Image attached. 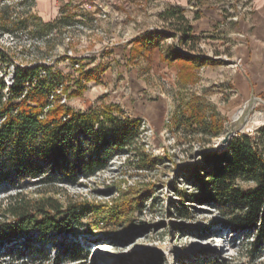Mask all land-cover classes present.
Wrapping results in <instances>:
<instances>
[{
  "label": "rangeland",
  "instance_id": "374dc122",
  "mask_svg": "<svg viewBox=\"0 0 264 264\" xmlns=\"http://www.w3.org/2000/svg\"><path fill=\"white\" fill-rule=\"evenodd\" d=\"M238 4L239 0H0V47L12 57L8 67L0 64L6 83L12 84L17 65H54L84 87L78 97L63 95L62 103L78 112L118 106L121 117L141 122L139 146L158 159L155 168L141 169L124 152L113 155L103 170L80 174L75 184L63 181L42 188L39 181L29 180L16 189L1 187L0 200L23 190L31 198L46 195L87 204L91 212L125 201L133 206L126 207L130 222L122 219L95 233L89 225L100 217L91 213L76 237L36 236L17 245L10 257L3 250L0 264H54L56 251L78 246L82 259L66 258L61 264H264V245H253L256 233L232 229L221 209L199 201L195 174L185 169L198 162L199 153L216 147L252 99L236 85L234 49L243 37L239 24L246 19L233 20L239 15ZM171 7L183 10L193 26L195 39L184 51L218 63L183 71L163 59L164 47L174 38L161 37L153 50L136 43L146 31L174 30L161 17ZM52 22V28L44 25ZM185 73L189 78H182ZM259 92H254L258 101L248 133L264 125ZM194 95L215 106L224 123L223 136L212 144L176 130L180 106ZM241 185L245 190L254 186Z\"/></svg>",
  "mask_w": 264,
  "mask_h": 264
},
{
  "label": "trees",
  "instance_id": "16d2710c",
  "mask_svg": "<svg viewBox=\"0 0 264 264\" xmlns=\"http://www.w3.org/2000/svg\"><path fill=\"white\" fill-rule=\"evenodd\" d=\"M161 17L174 30L146 31L136 43L153 50L160 46L161 37L174 38L175 42L164 47L163 59L177 63L183 71L218 63L201 53L184 51L195 35L183 10L171 7ZM44 25L52 28L54 23ZM11 63L10 53L0 47V64L8 67ZM182 78L189 75L185 73ZM83 90L80 80L65 77L47 63L17 65L11 85L0 76V188L9 185L16 189L29 180L39 181L42 188L63 181L75 184L80 174L103 170L113 155L124 152H129L141 169L156 167L158 159L139 146L141 122L121 117L123 110L118 106L78 112L62 103L63 95L78 97ZM261 97L264 99V93ZM219 116L215 106L194 95L180 106L176 130L212 144L224 134ZM185 169L195 174L199 201L221 209L232 229L254 231L253 245H264V125L254 133L234 137L223 151H202L198 162ZM242 183L254 186L245 190ZM88 206L46 195L31 198L23 190L9 195L0 200V253L4 250L10 257L17 245L36 236L76 237L84 226L83 219L91 213L98 214L100 220L89 229L104 232L107 225L122 219L130 222L126 207L133 205L126 201L100 205L92 212ZM66 258L80 261L79 246L56 251L53 263L61 264Z\"/></svg>",
  "mask_w": 264,
  "mask_h": 264
},
{
  "label": "crops",
  "instance_id": "0c3cea01",
  "mask_svg": "<svg viewBox=\"0 0 264 264\" xmlns=\"http://www.w3.org/2000/svg\"><path fill=\"white\" fill-rule=\"evenodd\" d=\"M253 1L254 12L250 18L240 22L243 37L234 49L236 85L243 94L264 92V0Z\"/></svg>",
  "mask_w": 264,
  "mask_h": 264
},
{
  "label": "water",
  "instance_id": "95a60500",
  "mask_svg": "<svg viewBox=\"0 0 264 264\" xmlns=\"http://www.w3.org/2000/svg\"><path fill=\"white\" fill-rule=\"evenodd\" d=\"M257 98H255L254 94H252V99L245 105L242 109L243 112L239 118H234L231 123L230 130L227 134L217 141V145L211 151H223L230 144L231 140L234 137L239 135H244L250 132L251 128L248 127L250 116L253 114L254 104L257 102ZM259 102H264L263 100H259Z\"/></svg>",
  "mask_w": 264,
  "mask_h": 264
},
{
  "label": "built area",
  "instance_id": "2783aa9c",
  "mask_svg": "<svg viewBox=\"0 0 264 264\" xmlns=\"http://www.w3.org/2000/svg\"><path fill=\"white\" fill-rule=\"evenodd\" d=\"M239 15L233 18L234 21L240 19L239 16L244 18H250L254 12V1L253 0H239L238 4Z\"/></svg>",
  "mask_w": 264,
  "mask_h": 264
},
{
  "label": "bare ground",
  "instance_id": "6f19581e",
  "mask_svg": "<svg viewBox=\"0 0 264 264\" xmlns=\"http://www.w3.org/2000/svg\"><path fill=\"white\" fill-rule=\"evenodd\" d=\"M258 101V100H257ZM257 120V119H256ZM254 125V124H253Z\"/></svg>",
  "mask_w": 264,
  "mask_h": 264
}]
</instances>
